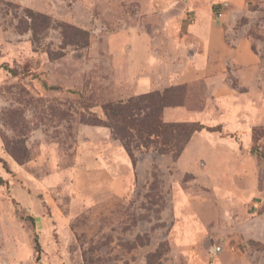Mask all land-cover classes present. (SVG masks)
<instances>
[{"label":"rangeland","instance_id":"rangeland-1","mask_svg":"<svg viewBox=\"0 0 264 264\" xmlns=\"http://www.w3.org/2000/svg\"><path fill=\"white\" fill-rule=\"evenodd\" d=\"M162 2L0 0V264H264V158L252 153L264 156V70L260 122L217 151L229 163L193 164L196 147L174 159L136 138L134 165L110 128L86 124L137 97L110 38L148 30ZM251 9L236 28L264 43V10ZM186 89L203 108L204 83ZM210 144L202 156L216 152ZM224 185L237 194L222 195Z\"/></svg>","mask_w":264,"mask_h":264},{"label":"crops","instance_id":"crops-1","mask_svg":"<svg viewBox=\"0 0 264 264\" xmlns=\"http://www.w3.org/2000/svg\"><path fill=\"white\" fill-rule=\"evenodd\" d=\"M179 3L183 5L177 13L169 12L173 10L169 5ZM162 4L169 13L162 12L155 22L148 20V30L133 28L110 38L109 49L118 67L128 68L127 97L203 82L208 90L203 110L167 107L163 120L220 126L221 131L195 133L180 159L189 151L197 154L193 164L204 160L229 163L232 156L217 151L227 146L232 150L233 142L238 145L233 135L247 134L250 125L259 123L262 116L263 98L257 104L254 99L261 97L257 77L264 70V43L246 28L236 26L253 12L251 4L264 10V0H163ZM221 5L225 10L217 12L216 7ZM221 11L224 14L218 17ZM226 77H234L244 91L225 83ZM220 115L225 118L216 120ZM203 142H210L216 152L202 156L199 148ZM230 187L224 185L221 194H237ZM182 206L178 201V212H183Z\"/></svg>","mask_w":264,"mask_h":264},{"label":"trees","instance_id":"trees-1","mask_svg":"<svg viewBox=\"0 0 264 264\" xmlns=\"http://www.w3.org/2000/svg\"><path fill=\"white\" fill-rule=\"evenodd\" d=\"M30 17L35 20V15L30 12ZM33 29V28H32ZM35 33V29H33ZM192 83L173 86L164 92H151L129 99L127 102H109L103 105V113L106 118L102 120L98 116L86 121V124L94 126H107L111 129L113 138L119 140L126 149L128 155L136 165V158L132 144L136 138L145 148L156 146L160 154L173 153L174 159H178L192 139V136L203 130L211 132L221 131V127H206L201 123L172 122L163 120V111L167 107L186 106L191 110H196L189 106V91L186 89ZM52 89H54L52 87ZM204 108V107H203ZM199 108L198 110H203ZM155 138V139H154ZM258 154L264 158L257 148L252 150L253 154ZM0 162L7 167V163L0 158ZM3 181L0 178V184ZM37 260H40L41 246L36 238ZM161 251L158 250L149 259L159 257ZM151 263V262H150Z\"/></svg>","mask_w":264,"mask_h":264},{"label":"built area","instance_id":"built-area-1","mask_svg":"<svg viewBox=\"0 0 264 264\" xmlns=\"http://www.w3.org/2000/svg\"><path fill=\"white\" fill-rule=\"evenodd\" d=\"M223 16V13H218V17H222Z\"/></svg>","mask_w":264,"mask_h":264}]
</instances>
